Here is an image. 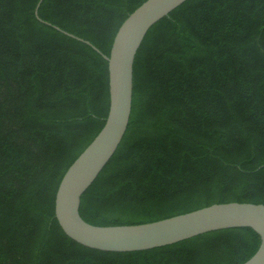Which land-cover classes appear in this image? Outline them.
<instances>
[{
    "label": "trees",
    "instance_id": "obj_1",
    "mask_svg": "<svg viewBox=\"0 0 264 264\" xmlns=\"http://www.w3.org/2000/svg\"><path fill=\"white\" fill-rule=\"evenodd\" d=\"M144 1L0 0V264H242L258 249L240 227L103 252L54 217L63 174L107 115L101 54ZM132 75L126 131L80 198L85 222L264 204V0H186L148 30Z\"/></svg>",
    "mask_w": 264,
    "mask_h": 264
},
{
    "label": "water",
    "instance_id": "obj_2",
    "mask_svg": "<svg viewBox=\"0 0 264 264\" xmlns=\"http://www.w3.org/2000/svg\"><path fill=\"white\" fill-rule=\"evenodd\" d=\"M185 1L145 0L117 29L109 55L101 54L107 62L108 72L107 115L99 132L63 174L54 196V217L62 232L79 245L117 253L144 251L207 232L248 227L258 234L260 244L242 264H264V204L261 203H216L165 219L132 225L95 226L79 215L82 194L110 160L126 131L131 111L135 55L148 30ZM36 11L37 8V17ZM55 29L76 38L57 27Z\"/></svg>",
    "mask_w": 264,
    "mask_h": 264
}]
</instances>
